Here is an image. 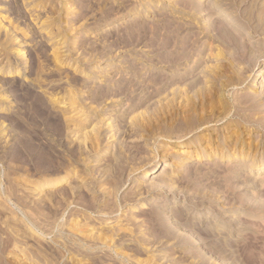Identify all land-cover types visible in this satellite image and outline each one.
Returning a JSON list of instances; mask_svg holds the SVG:
<instances>
[{
  "label": "rangeland",
  "instance_id": "rangeland-1",
  "mask_svg": "<svg viewBox=\"0 0 264 264\" xmlns=\"http://www.w3.org/2000/svg\"><path fill=\"white\" fill-rule=\"evenodd\" d=\"M259 69L264 0H0V264H264Z\"/></svg>",
  "mask_w": 264,
  "mask_h": 264
},
{
  "label": "bare ground",
  "instance_id": "bare-ground-1",
  "mask_svg": "<svg viewBox=\"0 0 264 264\" xmlns=\"http://www.w3.org/2000/svg\"><path fill=\"white\" fill-rule=\"evenodd\" d=\"M261 23V22H260ZM258 26V25H257ZM263 27V26H262ZM261 28V26H260ZM220 32H224L225 31V28L224 27H221L219 28ZM263 32V31H262ZM225 33V32H224ZM236 37V36H235ZM235 40V39H234ZM243 46H239V49H242L243 50ZM257 74L255 75V81L253 82L254 84H257V83H262L263 81V76H264V72L262 71V69H259L256 71ZM238 105V104H237ZM239 105H247L246 107H238V109H235L232 113V116H227V117H224L225 119H230V123L233 122V117H235L234 119L236 120L235 122V126H239L241 125L242 128L243 127H247L248 128H251V131L253 130H258L261 132V137L259 138L258 140V143H257V146L256 147H261L262 143H264V118H257L255 117V112H256V109L257 108H260V107H264V101L263 100H256L254 98H246V99H242L240 102H239ZM264 111V110H263ZM228 113V112H227ZM190 127V126H189ZM232 135H228V136H222V138L220 136H218L216 139L219 140V139H222V141L225 143V147L228 145V140L232 139ZM212 139V138H211ZM213 141V140H212ZM211 144V143H210ZM170 147V146H169ZM168 146L165 147V148H169ZM170 149V148H169ZM233 149V148H232ZM231 149V150H232ZM221 153V152H220ZM236 157V155H235ZM188 158V157H187ZM186 158V159H187ZM195 160H198V159H195ZM162 167V165H161ZM264 170V157L263 159L261 160V163L258 165L257 167V171H262ZM237 177V176H236ZM158 177H155V176H151V179H157ZM160 179V177H159ZM159 181V180H158ZM166 182V181H164ZM160 183V182H159ZM166 184V183H165ZM167 185V184H166ZM155 187V186H154ZM157 187V186H156ZM164 188V187H163ZM159 189L156 188V190ZM150 190V188H149ZM154 190V189H153ZM236 197V196H235ZM237 198V197H236ZM158 217L159 214L158 213H154L152 214V216H150L149 220H148V227H149V236L152 237L153 240H163V239H172V240H189V239H186L182 236H177L176 234L173 233V231L166 225H164L163 223L159 222L158 220ZM174 230V229H173ZM112 233V232H111ZM203 233V232H202ZM206 233V232H205ZM114 234V233H113ZM204 234V233H203ZM207 234V233H206ZM205 235V234H204ZM202 235V237L204 236ZM101 236V235H100ZM106 236H109V235H106ZM112 236V235H111ZM114 236V235H113ZM112 236V237H113ZM208 236V235H207ZM110 237V236H109ZM111 237V238H112ZM262 237V236H261ZM106 238V237H105ZM205 238V237H204ZM203 238V239H204ZM222 239V238H221ZM227 239V238H225ZM230 239V238H229ZM101 240H103L101 238ZM120 240V239H118ZM224 240V239H223ZM228 240V239H227ZM232 240V239H230ZM260 240V239H259ZM263 241V240H262ZM255 244V243H254ZM257 244V243H256ZM259 244V243H258ZM250 247V246H249ZM252 247V246H251ZM250 247V248H251ZM255 247V246H254ZM258 248V247H257ZM259 249V248H258ZM253 251V250H252ZM249 253V252H248ZM250 255V254H249ZM252 256V255H251ZM248 257V256H247ZM250 257V256H249ZM249 259V258H248ZM247 259V260H248ZM254 258H251V260L253 261ZM249 261V260H248ZM247 261V262H248ZM245 262V264L247 263ZM249 263V262H248Z\"/></svg>",
  "mask_w": 264,
  "mask_h": 264
}]
</instances>
